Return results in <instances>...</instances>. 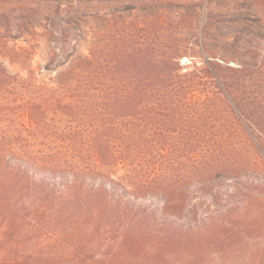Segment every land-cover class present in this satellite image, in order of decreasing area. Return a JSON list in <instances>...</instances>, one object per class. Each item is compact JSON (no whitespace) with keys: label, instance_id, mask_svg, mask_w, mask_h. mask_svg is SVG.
Wrapping results in <instances>:
<instances>
[{"label":"rangeland","instance_id":"1","mask_svg":"<svg viewBox=\"0 0 264 264\" xmlns=\"http://www.w3.org/2000/svg\"><path fill=\"white\" fill-rule=\"evenodd\" d=\"M71 1L0 0V64L7 71L0 74L2 135L14 147L65 153L87 168L95 163L90 135L114 136L129 148L138 138L136 150L153 153L151 163L168 170L161 180L182 187L187 209L197 206L208 236L216 226H232L231 238L216 241L218 251L241 246L264 264V152L238 106L264 104V0H109L105 22L90 12L99 4L77 11ZM59 3L70 22L64 45L51 27ZM79 13L85 16L74 24ZM62 46L75 51L57 64ZM77 59L93 65L63 77ZM176 89L180 97H172ZM110 105L123 108L111 115ZM28 107L38 112L36 123ZM206 155L219 171L238 169V177L204 182ZM26 174L37 183L48 175ZM161 205L155 197L140 202L150 211ZM233 259L222 255L216 263Z\"/></svg>","mask_w":264,"mask_h":264},{"label":"trees","instance_id":"2","mask_svg":"<svg viewBox=\"0 0 264 264\" xmlns=\"http://www.w3.org/2000/svg\"><path fill=\"white\" fill-rule=\"evenodd\" d=\"M108 1L71 3L78 5L77 11L83 10L84 3L99 4L100 9L90 12L105 22ZM62 8L59 3L51 9L58 20L51 27L59 32L64 45L70 22L63 19ZM21 10L31 13L27 8ZM24 15L19 19H28L22 18ZM84 16L79 13L73 23H80ZM83 34V29H77L75 40L82 39ZM62 48V59L57 64L70 60L75 51L73 46ZM179 52L177 56L181 55ZM54 57L53 61L58 55ZM92 65L93 60L77 59L72 70L62 76L75 75ZM0 74L7 75L1 64ZM172 91L167 89L164 93L170 95ZM176 92L172 97H180V91ZM238 106L245 113L248 130L264 152V104ZM109 108L111 115H118L123 107ZM35 109L26 108L34 123L39 119ZM128 115L131 114L122 116ZM97 132L101 131L96 130L93 138ZM2 134L0 131V264H217L222 255L234 258L222 264H255L258 260L257 255L241 246L229 245L222 253L218 251L216 241L222 235L231 238L232 226L225 224L217 230L214 225L216 229L208 236L198 220L197 206L187 209L182 187L168 179L161 180L168 170L151 163L153 153L143 152L141 156V151L136 150L138 138L129 148L120 145L114 136L94 141L90 135L88 150L95 163L94 168H87L65 153L45 156L40 150L14 147ZM206 158L202 176L207 184L218 176L229 180L238 177V169L219 171L215 158ZM31 169L48 175L42 183L31 181L26 174ZM192 169L196 170V166ZM120 170L124 171L122 176H118ZM191 175L195 176V172L191 171ZM57 184L64 190H57ZM153 197L162 203L156 211L140 206L143 199ZM213 199L216 201V196ZM42 236L48 240L43 242Z\"/></svg>","mask_w":264,"mask_h":264}]
</instances>
